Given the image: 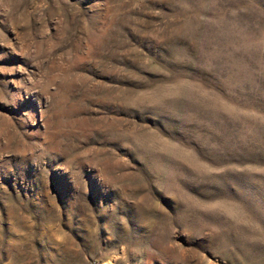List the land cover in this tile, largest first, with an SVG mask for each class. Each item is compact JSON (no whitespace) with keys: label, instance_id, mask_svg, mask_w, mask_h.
<instances>
[{"label":"rangeland","instance_id":"obj_1","mask_svg":"<svg viewBox=\"0 0 264 264\" xmlns=\"http://www.w3.org/2000/svg\"><path fill=\"white\" fill-rule=\"evenodd\" d=\"M0 264H264V0H0Z\"/></svg>","mask_w":264,"mask_h":264}]
</instances>
